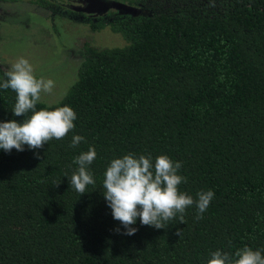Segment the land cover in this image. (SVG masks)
<instances>
[{
    "label": "trees",
    "instance_id": "trees-1",
    "mask_svg": "<svg viewBox=\"0 0 264 264\" xmlns=\"http://www.w3.org/2000/svg\"><path fill=\"white\" fill-rule=\"evenodd\" d=\"M129 1L146 12L92 24L125 44L85 42L67 93L36 105L71 107L75 128L39 149H0V264H207L245 246L264 255V0ZM16 95L0 88V122L31 115H13ZM73 135L85 138L75 148ZM90 147L95 184L81 195L69 181ZM126 154L181 162L179 192H214L203 218L193 205L184 223L138 217L123 234L103 180Z\"/></svg>",
    "mask_w": 264,
    "mask_h": 264
},
{
    "label": "clouds",
    "instance_id": "clouds-1",
    "mask_svg": "<svg viewBox=\"0 0 264 264\" xmlns=\"http://www.w3.org/2000/svg\"><path fill=\"white\" fill-rule=\"evenodd\" d=\"M5 79L0 88L11 89L16 95V103L12 109L14 116L25 117L23 122L8 120L0 122V149L11 152L12 149L23 151L39 149L52 139H63L75 128L77 119L75 111L65 105L54 110H36L41 100V93H51L55 83L51 79L39 78L34 75L31 63L21 57L5 71ZM84 137L73 135L71 147H77ZM94 147L81 152L73 163L78 170L70 178V185L81 195L86 193L88 185H94L93 175L89 166L96 159ZM181 162H173L168 156L126 154L110 162L104 173L103 195L112 210V216L124 226L125 235H133L137 231L131 225L139 217L140 223L157 229L165 228L179 214V222L184 223L185 210L195 205L196 219H202L214 198L211 190L197 193V199L178 191V185L187 178L178 174ZM119 232V229H116ZM180 235L179 231L177 233ZM233 255L235 259H233ZM233 255L219 249L210 253L207 264H264V255L260 250L245 246L237 249Z\"/></svg>",
    "mask_w": 264,
    "mask_h": 264
},
{
    "label": "rangeland",
    "instance_id": "rangeland-1",
    "mask_svg": "<svg viewBox=\"0 0 264 264\" xmlns=\"http://www.w3.org/2000/svg\"><path fill=\"white\" fill-rule=\"evenodd\" d=\"M86 8L93 12L144 13L125 0H91ZM28 0L17 3H0L1 7L16 9L17 13L0 14V77L19 58L27 59L39 78L55 83L51 93H41V100L59 101L67 93L78 75L81 49L85 42L97 47H114L125 44L123 37L104 28L91 31L82 23H71L67 18L54 15L51 9L35 8ZM51 4L66 0H48ZM10 7H9V6ZM32 8V9H30ZM40 11H35V10ZM6 13L5 15H3Z\"/></svg>",
    "mask_w": 264,
    "mask_h": 264
},
{
    "label": "flooded vegetation",
    "instance_id": "flooded-vegetation-1",
    "mask_svg": "<svg viewBox=\"0 0 264 264\" xmlns=\"http://www.w3.org/2000/svg\"><path fill=\"white\" fill-rule=\"evenodd\" d=\"M18 1L19 0H0V3L9 4V2L17 3ZM39 1H42V2L45 1L46 5L40 3ZM87 2L89 4H91L93 1H91V0H66V3L60 4L62 9H60L58 4H51L48 2V0H28L26 5L28 3H30L35 8L38 7V8H42V9L43 8L51 9V11L53 12L54 15H57L60 17H65L71 23H82L91 31H98L96 29H93L92 24L99 23L100 21H103V20L105 22H107L108 19H111L112 13H116V12H112V11L111 12H109V11L93 12V11H91L92 8H86V7H88ZM125 2L130 4L129 0H125ZM0 5H3V4H0ZM131 6L137 7L138 10L142 9V11H144V13L146 12L143 8H140L138 5L137 6L131 5ZM1 8H2V11L0 12V14L3 12L17 13L16 9H13L12 7H10V8L1 7ZM30 9H32V8H30ZM35 11H40V10L36 9ZM129 13H131V12H129ZM5 14L6 13H4L3 15H5ZM122 14H126V13H122ZM135 14H137V13H135ZM104 28H109L111 30V28L109 26H106ZM104 28H102V29H104ZM102 29H99V30H102ZM80 54H81V58H82V61H81V63H82L84 60V47H82Z\"/></svg>",
    "mask_w": 264,
    "mask_h": 264
}]
</instances>
